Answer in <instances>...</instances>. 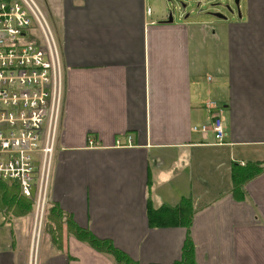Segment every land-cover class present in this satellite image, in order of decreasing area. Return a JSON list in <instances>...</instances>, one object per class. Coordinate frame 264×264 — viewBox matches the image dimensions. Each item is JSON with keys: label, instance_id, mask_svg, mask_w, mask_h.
<instances>
[{"label": "crops", "instance_id": "0c3cea01", "mask_svg": "<svg viewBox=\"0 0 264 264\" xmlns=\"http://www.w3.org/2000/svg\"><path fill=\"white\" fill-rule=\"evenodd\" d=\"M35 1L59 52L62 113L36 254L32 205L0 213V264H115L75 227L131 264H184L186 243L187 264H264V0L197 23L168 22L167 0ZM215 116L221 144L193 130ZM182 203L188 228L149 225L148 212Z\"/></svg>", "mask_w": 264, "mask_h": 264}, {"label": "built area", "instance_id": "2783aa9c", "mask_svg": "<svg viewBox=\"0 0 264 264\" xmlns=\"http://www.w3.org/2000/svg\"><path fill=\"white\" fill-rule=\"evenodd\" d=\"M61 98L59 52L40 9L33 0H0V182L16 185L20 197L32 203V244L41 232L48 203ZM193 130L203 136L211 131L216 144L225 137L216 116L210 126ZM115 145L129 147L131 139ZM88 146L95 144L90 140Z\"/></svg>", "mask_w": 264, "mask_h": 264}, {"label": "trees", "instance_id": "16d2710c", "mask_svg": "<svg viewBox=\"0 0 264 264\" xmlns=\"http://www.w3.org/2000/svg\"><path fill=\"white\" fill-rule=\"evenodd\" d=\"M32 203L27 200H24L20 197L19 191L16 185L10 187L2 184L0 182V213L4 216H7L11 213L14 216H25L31 211ZM161 213L159 216L156 214L153 216V213L157 211L148 212V223L150 226H161L168 225L165 222L170 221L171 224L183 225L189 227L191 222V216L189 215V208L186 204L182 203L179 207L163 208L160 210ZM73 234L82 242H86L91 248L96 251L110 254L115 261V264H131L125 255L120 253L118 250L114 249L110 243L102 240H98L92 237L88 232L82 231L75 227L73 228ZM52 242L56 244V247H59V239L57 235H52ZM192 249L189 246V243H186L183 250V263L187 264L191 260Z\"/></svg>", "mask_w": 264, "mask_h": 264}, {"label": "rangeland", "instance_id": "374dc122", "mask_svg": "<svg viewBox=\"0 0 264 264\" xmlns=\"http://www.w3.org/2000/svg\"><path fill=\"white\" fill-rule=\"evenodd\" d=\"M33 1H35V0H33ZM234 1L235 0H169L165 3L167 5V10H169V12L171 13V17L177 18L180 16V19L183 20L184 16L188 15V19H186V20L197 23V22L202 21L203 19L207 20V21L212 20L211 14L221 15V12L224 14H227L229 12H232V13L236 12L237 8L235 7ZM35 3L38 6V8L40 9L44 18L46 19L41 7L38 5V3L36 1H35ZM182 6H184V8H182ZM46 21L48 23L49 28L51 29V25H50L48 19H46ZM62 100H63V92H62L61 104H62ZM61 104L59 107L58 120H57L58 122H59V119H60V116L62 113ZM57 127H58V123H57ZM56 135H57V128H56ZM56 135H55V140H56ZM87 146H88V144H87ZM54 148H55V142L53 143V151H54ZM45 211H46V208L44 209V212ZM45 216L46 215L44 214L43 223L46 221ZM22 221L26 222L27 219H23ZM31 221H32V224L29 223V226L31 225V232H32L31 234H33L34 217H33V219L31 217ZM42 224H41V226H42ZM44 231H45V227H44L42 233ZM35 235L36 234H34V236ZM39 243H40L39 239H38L36 244L31 243L32 251H34V256L36 254Z\"/></svg>", "mask_w": 264, "mask_h": 264}, {"label": "water", "instance_id": "95a60500", "mask_svg": "<svg viewBox=\"0 0 264 264\" xmlns=\"http://www.w3.org/2000/svg\"><path fill=\"white\" fill-rule=\"evenodd\" d=\"M167 1H169V0H167ZM238 2H239V0H235L234 1V4H235V7L237 8L238 7ZM182 8H184V6H182ZM214 17H216V18H223L221 15H219V14H215V15H213ZM184 19H188V15H185L184 16ZM172 21V19H171V13H169V19H168V22H171Z\"/></svg>", "mask_w": 264, "mask_h": 264}, {"label": "bare ground", "instance_id": "6f19581e", "mask_svg": "<svg viewBox=\"0 0 264 264\" xmlns=\"http://www.w3.org/2000/svg\"><path fill=\"white\" fill-rule=\"evenodd\" d=\"M3 184V183H2ZM5 185V184H4ZM7 186V185H6ZM10 186H12V185H10ZM10 186H8V187H10ZM45 209V208H44Z\"/></svg>", "mask_w": 264, "mask_h": 264}]
</instances>
